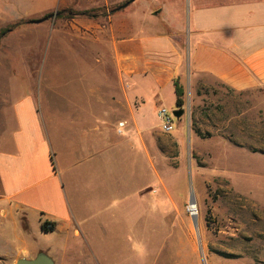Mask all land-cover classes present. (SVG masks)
Returning a JSON list of instances; mask_svg holds the SVG:
<instances>
[{
    "label": "crops",
    "instance_id": "0c3cea01",
    "mask_svg": "<svg viewBox=\"0 0 264 264\" xmlns=\"http://www.w3.org/2000/svg\"><path fill=\"white\" fill-rule=\"evenodd\" d=\"M79 1L25 5L29 17L115 8L105 19L70 20L79 40L98 44L77 55L86 56L82 70L99 75L76 80L77 65L26 66L68 74L16 79L8 96L0 94V264L38 253L55 264H112L122 243L143 249L141 264H200L205 249L189 225L160 222L159 210L152 222V195L154 203L167 198L152 173L151 142L163 134L159 105L167 92L175 96V81L184 104L195 105L199 91L215 84L264 91V0H90L87 9ZM66 89L77 94H62ZM43 221L54 230L42 232Z\"/></svg>",
    "mask_w": 264,
    "mask_h": 264
},
{
    "label": "rangeland",
    "instance_id": "374dc122",
    "mask_svg": "<svg viewBox=\"0 0 264 264\" xmlns=\"http://www.w3.org/2000/svg\"><path fill=\"white\" fill-rule=\"evenodd\" d=\"M15 1L0 0V33L7 31L0 38V94L8 96L16 79L24 84L37 79L60 81L68 74L26 71V66L77 65L72 69L76 73H71L76 80L80 74L88 78L99 75L82 70L86 56L77 55L80 48L94 50L98 46L79 40L81 29L70 24L78 12L55 8L29 17L25 14L27 0H21L23 8ZM91 4L80 0L77 6L87 9ZM107 8L108 12L93 10L105 19L115 6ZM46 17L50 18L36 26L40 28L29 24ZM68 49L77 51L76 55L64 54ZM103 62L109 63L105 55ZM62 92L77 94L70 89ZM175 102L176 97L167 92L159 106L169 114L182 109L183 118L173 119L171 134H161L151 142L152 173L161 176L167 193L160 203H154L152 195V222H159L155 213L159 210L160 222L189 225L199 249L201 244L205 249L204 254L200 252V264H207L208 256L213 258L209 264H264V91L234 93L215 84L199 91L195 105L188 98L182 108ZM156 185L152 182V190ZM191 197L196 219L186 213ZM122 234L126 243L129 233ZM121 250L112 264H141L145 256L134 243L132 247L122 243Z\"/></svg>",
    "mask_w": 264,
    "mask_h": 264
},
{
    "label": "built area",
    "instance_id": "2783aa9c",
    "mask_svg": "<svg viewBox=\"0 0 264 264\" xmlns=\"http://www.w3.org/2000/svg\"><path fill=\"white\" fill-rule=\"evenodd\" d=\"M158 119L160 121V129L163 134H171L173 131V113L169 114L164 108L158 110ZM186 213L191 219H196L197 208L195 203H188L186 206Z\"/></svg>",
    "mask_w": 264,
    "mask_h": 264
},
{
    "label": "trees",
    "instance_id": "16d2710c",
    "mask_svg": "<svg viewBox=\"0 0 264 264\" xmlns=\"http://www.w3.org/2000/svg\"><path fill=\"white\" fill-rule=\"evenodd\" d=\"M76 15L82 16V17H89V18L96 16L95 10L81 11V12H78ZM6 32L7 31H2L0 33V38H2L6 34ZM174 91H175V96H176L175 104L178 108H182L183 104H184L183 99H182L183 98V90L179 86L177 81L174 82ZM54 228H55V224L48 222V221H43L41 224V230L44 233L52 232L54 230Z\"/></svg>",
    "mask_w": 264,
    "mask_h": 264
},
{
    "label": "water",
    "instance_id": "95a60500",
    "mask_svg": "<svg viewBox=\"0 0 264 264\" xmlns=\"http://www.w3.org/2000/svg\"><path fill=\"white\" fill-rule=\"evenodd\" d=\"M126 6H127V4H124L119 9H122V8H124ZM49 18L50 17H46V18H43V19H40V20L32 21L31 23L40 24V23L46 21ZM173 115H174L175 118L178 119V118H180L183 115V110L182 109H178V110H176V111L173 112ZM189 202L190 203H194V199L191 197V199H190ZM194 225H196V220H194ZM15 264H55V263L46 254H44V253H38L34 259H31V260L20 259Z\"/></svg>",
    "mask_w": 264,
    "mask_h": 264
}]
</instances>
